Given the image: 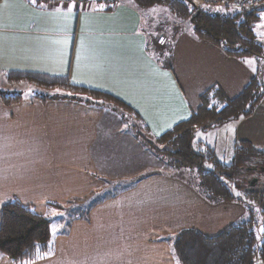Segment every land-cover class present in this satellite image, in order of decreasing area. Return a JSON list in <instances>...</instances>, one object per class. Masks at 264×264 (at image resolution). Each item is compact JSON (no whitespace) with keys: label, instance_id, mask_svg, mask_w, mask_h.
Here are the masks:
<instances>
[{"label":"crops","instance_id":"obj_1","mask_svg":"<svg viewBox=\"0 0 264 264\" xmlns=\"http://www.w3.org/2000/svg\"><path fill=\"white\" fill-rule=\"evenodd\" d=\"M39 1L46 4L0 0V73L62 76L106 93L132 109L154 138L188 119L202 92L217 86L232 99L258 69L256 59L228 57L159 7L61 0L49 8ZM164 19L176 22L166 27ZM254 31L264 42V12ZM157 33L166 35V50L153 44ZM2 92L0 212L13 200L42 216L52 215L48 203H82L70 219L54 221L48 255L27 264H179L168 238L183 229L214 237L245 217L242 202L207 200L183 168L139 174L106 194L101 171L134 160L143 144L123 129L116 104L39 102L30 94L7 104ZM211 130L221 132L212 145L204 141L215 151L217 142L231 152L238 142L264 150V98L251 117ZM0 264L14 263L0 257Z\"/></svg>","mask_w":264,"mask_h":264},{"label":"trees","instance_id":"obj_2","mask_svg":"<svg viewBox=\"0 0 264 264\" xmlns=\"http://www.w3.org/2000/svg\"><path fill=\"white\" fill-rule=\"evenodd\" d=\"M131 1L138 9L160 7L179 20H187L197 39L211 43L228 57L239 60L254 58L258 61L257 71L237 96L227 99L219 87L212 86L200 95V104L188 119L154 140L164 145L159 154L167 157L175 168L195 171L199 181L197 190L207 200L213 203L237 201L245 206V217L214 237H207L194 229H183L168 238L177 262L264 264V182L249 189L247 177L242 173L248 165L264 167V151L248 142H238L232 148L231 162L224 164L212 148L202 143H198L197 147L193 144L194 134L198 130L207 131L231 121L249 118L264 98V42L254 31L264 12V3L261 4L259 0L246 8L227 6L220 10H209L198 7L191 0ZM4 76L8 80L14 77H24L33 82L37 80V86L46 93L40 98L37 96V100L43 102L59 99H73L93 105L113 102L119 109L139 118L121 101L106 93L73 86L67 77L27 72H9ZM1 99L7 104L21 101L20 97L7 94H2ZM233 184L234 190L241 192L242 197L235 196L231 187ZM47 208L66 209L54 203H48ZM53 222V216L38 215L17 200L4 204L0 212V257H7L14 264L24 261L27 264L48 255Z\"/></svg>","mask_w":264,"mask_h":264},{"label":"rangeland","instance_id":"obj_3","mask_svg":"<svg viewBox=\"0 0 264 264\" xmlns=\"http://www.w3.org/2000/svg\"><path fill=\"white\" fill-rule=\"evenodd\" d=\"M30 1V4L32 2V0H28ZM79 1L82 0H66L67 3L71 2V3H75L78 4ZM192 1V0H191ZM217 2L220 0H216ZM215 0H206L205 4L202 5H197L196 3H193L195 5H197L198 7H201L203 9H209V10H220L222 9L219 4H217ZM259 1V0H257ZM256 1V2H257ZM53 2H61V0H48V4L46 7L52 8ZM64 2V1H63ZM83 3V2H81ZM86 4V2H84ZM35 5H43L46 4L43 1H39L36 0L35 3H33ZM252 4H256V3H252ZM251 4V5H252ZM231 7V8H235L233 6L230 5H226L225 7ZM58 7H61V4L58 3ZM249 7V6H247ZM160 8V7H159ZM224 8V7H223ZM242 8H246V7H242ZM164 11H167L164 8H160ZM238 9V8H236ZM179 20V19H177ZM181 22H184L186 24H188L189 22L187 20H179ZM172 22H176V20H173L171 22H168L164 19V22H162L161 24L166 25V27H169V24H171ZM167 34V33H166ZM152 42L153 44H155V46H163V48L166 50L167 49V38L165 34H155L152 35ZM62 77V76H59ZM34 80V79H33ZM36 82L30 81L24 77H14V79L8 80L2 73H0V92L3 91L2 93L8 94L11 97H15V98H19L22 99L23 96H27L28 94H30L33 98L37 99V96L40 98L42 97L45 93L44 89H42L40 86H37L39 84V82L37 80H35ZM204 93V92H202ZM201 93V94H202ZM39 102H43L40 101L38 99ZM100 101H106L103 99H100ZM101 104H103L102 102H100ZM110 105H114L115 103H110ZM117 108V105H116ZM119 109V108H118ZM119 112L117 111L118 118L122 119L125 124L123 125V129H125L126 131H130L131 136H135L137 138H139L141 140V143L143 142V144L140 146V155H135L134 160H125V162L122 164H118L113 162L112 165L108 168L103 170V172L101 171L100 175V179H103V181H105V183H107L106 189L107 191L106 194H110L111 192L114 191V188L116 186H119V188H122L123 186L127 185L128 183H131L132 181H135L138 177L139 174H149V173H153V172H166V173H174L175 170H180L182 168H175L171 163L170 160L167 159V157L159 154V151L162 150L164 148V145H161L160 143L155 142L154 137L153 136H149L146 131H145V126L143 124V122L140 120V118H135V116H133L130 113L125 112L123 109H119ZM129 123V124H127ZM221 132L220 131H212L207 130V131H202V130H198L195 134H194V146L197 147L198 143H202L205 146L210 147L209 145H212L213 142L216 140H221ZM156 138V137H155ZM130 141V140H129ZM208 143L209 145H207L206 143ZM135 144L133 146H136V142H134ZM216 144V151L213 149V151L215 152L216 157L224 164H229L231 162V158H232V152H231V148L229 147V145H226L225 148H223V144L219 145V143H215ZM229 147V150L228 147ZM234 146V145H233ZM232 146V148H233ZM144 147H147L146 149V153L144 151ZM135 150H137V147H134ZM227 148V149H226ZM225 149V150H224ZM257 149V148H256ZM259 150V149H258ZM261 150V149H260ZM264 151V150H262ZM139 156V165L138 163L136 164V157ZM255 168V169H254ZM260 168H264L261 167V165H248L247 170L242 171V173H244V175L247 177V187L248 186V181L251 178H256L257 181L254 184V186L252 188H255L257 185H260L261 183L264 182V171H261ZM184 170H186V173L182 172V175L184 177H186L189 182L193 185H196V187L198 188V179L196 176V173L194 170L191 169H186L184 168ZM138 175V176H137ZM111 183V184H110ZM234 184L231 185V187L233 188ZM113 187V188H112ZM233 192L235 193V196H239L242 197V193L241 192H237L236 190H234L233 188ZM102 192L99 194V196L101 197ZM105 196V194H104ZM84 199V198H83ZM54 204H58V203H54ZM59 205V204H58ZM71 205V208H70ZM82 203L81 201H75L74 197L69 198L68 202H66L65 204L61 205L60 207H65V210H51L50 216H53L54 221L59 218V217H64L66 216L67 219H70L71 216L74 214V210L76 207H81ZM70 208V209H69ZM58 226L55 227L54 222L51 225V233L54 234L57 231ZM54 235H52L53 237ZM27 262V261H24ZM22 264H25V263Z\"/></svg>","mask_w":264,"mask_h":264},{"label":"built area","instance_id":"obj_4","mask_svg":"<svg viewBox=\"0 0 264 264\" xmlns=\"http://www.w3.org/2000/svg\"><path fill=\"white\" fill-rule=\"evenodd\" d=\"M194 3H196L197 5H202L205 4L206 0H192ZM216 1V0H215ZM257 0H220V1H216L217 4H219V6L221 8L225 7L226 5H230L233 6L235 8H242V7H247L250 6L252 3H255Z\"/></svg>","mask_w":264,"mask_h":264},{"label":"water","instance_id":"obj_5","mask_svg":"<svg viewBox=\"0 0 264 264\" xmlns=\"http://www.w3.org/2000/svg\"><path fill=\"white\" fill-rule=\"evenodd\" d=\"M255 169V168H254ZM261 171H264V168H260ZM257 179L256 178H251L248 181V186L249 189L252 188L254 186V184L256 183Z\"/></svg>","mask_w":264,"mask_h":264},{"label":"snow or ice","instance_id":"obj_6","mask_svg":"<svg viewBox=\"0 0 264 264\" xmlns=\"http://www.w3.org/2000/svg\"><path fill=\"white\" fill-rule=\"evenodd\" d=\"M35 2H36V0H32V3H35ZM73 82H74V83L76 82V81H75V78H74ZM57 91H59V90H57ZM156 135H160V133L157 132Z\"/></svg>","mask_w":264,"mask_h":264}]
</instances>
